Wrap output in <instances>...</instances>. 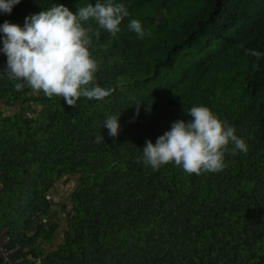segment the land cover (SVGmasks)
Returning a JSON list of instances; mask_svg holds the SVG:
<instances>
[{
	"label": "trees",
	"instance_id": "obj_1",
	"mask_svg": "<svg viewBox=\"0 0 264 264\" xmlns=\"http://www.w3.org/2000/svg\"><path fill=\"white\" fill-rule=\"evenodd\" d=\"M97 2L109 0H21L10 14L0 12V24L23 27L26 16L56 4L75 13ZM111 2L129 12L115 36L84 23L99 63L96 83L112 90L103 101L81 97L71 107L27 86L17 91L0 51V104L20 106L0 110V231L8 248L20 247L12 260L264 264V0ZM132 19L143 37L128 28ZM198 105L233 126L247 153L226 152L222 171L201 175L174 164L145 166L146 140L155 144ZM109 115L119 116L115 138L101 126ZM99 133L104 140L96 143ZM63 177L66 230L49 249L57 224L41 220Z\"/></svg>",
	"mask_w": 264,
	"mask_h": 264
},
{
	"label": "clouds",
	"instance_id": "obj_2",
	"mask_svg": "<svg viewBox=\"0 0 264 264\" xmlns=\"http://www.w3.org/2000/svg\"><path fill=\"white\" fill-rule=\"evenodd\" d=\"M21 0H0V12L11 13ZM129 16L122 3L97 2L80 7L72 12L63 4L25 17L24 26L7 20L0 24L3 33V48L7 67L3 74L16 81L14 87L21 91L27 86L32 93L47 98H63L67 105L75 107L81 98L103 101L112 90L96 83L99 63L92 57L91 29L84 27L88 21L95 22L99 29L115 36L120 25ZM128 28L140 37L145 35L137 19L130 20ZM94 35L99 38L100 32ZM248 51V50H246ZM259 57L256 51L249 52ZM139 105H137V115ZM190 119L173 121L169 130L160 135L155 144L146 140L142 150L145 166L158 170L161 166L174 164L186 174L201 175L216 173L225 167V153L248 151L245 140L236 134L207 106L198 105L184 110ZM119 116L109 115L103 121L110 137H117ZM99 133L95 142H103ZM229 145L232 147L229 148Z\"/></svg>",
	"mask_w": 264,
	"mask_h": 264
},
{
	"label": "crops",
	"instance_id": "obj_3",
	"mask_svg": "<svg viewBox=\"0 0 264 264\" xmlns=\"http://www.w3.org/2000/svg\"><path fill=\"white\" fill-rule=\"evenodd\" d=\"M68 182L69 178L63 177L57 182L56 186L50 190L49 195L53 201V206L41 220L43 222L52 221L57 224L52 243L50 246L46 245L49 249H54L55 246L61 242L62 236L66 230V213L69 210V200L67 198ZM38 221H40V218L37 219V222Z\"/></svg>",
	"mask_w": 264,
	"mask_h": 264
},
{
	"label": "built area",
	"instance_id": "obj_4",
	"mask_svg": "<svg viewBox=\"0 0 264 264\" xmlns=\"http://www.w3.org/2000/svg\"><path fill=\"white\" fill-rule=\"evenodd\" d=\"M2 188V182L0 178V191ZM8 238L5 236L4 231H0V256L4 260L6 264H20V260H12V255L15 254L20 247H15L13 249H10L7 247Z\"/></svg>",
	"mask_w": 264,
	"mask_h": 264
},
{
	"label": "rangeland",
	"instance_id": "obj_5",
	"mask_svg": "<svg viewBox=\"0 0 264 264\" xmlns=\"http://www.w3.org/2000/svg\"><path fill=\"white\" fill-rule=\"evenodd\" d=\"M30 105H28L27 107H29ZM0 110L1 111H3V112H6L7 114L9 113V114H13L14 112H16V111H20V106H18V107H15V108H7V107H5L4 105H1L0 104ZM37 113V111L36 110H34V111H32L30 114L31 115H34V114H36Z\"/></svg>",
	"mask_w": 264,
	"mask_h": 264
}]
</instances>
